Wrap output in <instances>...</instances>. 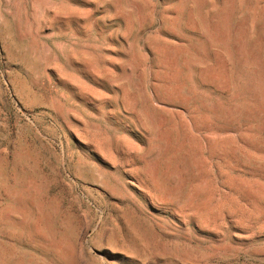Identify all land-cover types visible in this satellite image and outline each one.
Listing matches in <instances>:
<instances>
[{
    "label": "rangeland",
    "instance_id": "374dc122",
    "mask_svg": "<svg viewBox=\"0 0 264 264\" xmlns=\"http://www.w3.org/2000/svg\"><path fill=\"white\" fill-rule=\"evenodd\" d=\"M0 264H264V0H0Z\"/></svg>",
    "mask_w": 264,
    "mask_h": 264
}]
</instances>
